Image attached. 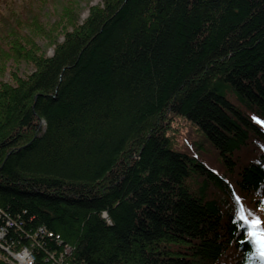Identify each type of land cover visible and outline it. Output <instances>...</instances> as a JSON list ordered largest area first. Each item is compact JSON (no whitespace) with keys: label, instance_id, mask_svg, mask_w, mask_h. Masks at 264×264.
Wrapping results in <instances>:
<instances>
[{"label":"trees","instance_id":"obj_1","mask_svg":"<svg viewBox=\"0 0 264 264\" xmlns=\"http://www.w3.org/2000/svg\"><path fill=\"white\" fill-rule=\"evenodd\" d=\"M65 15L46 56L1 13L0 77L35 69L0 80V264H263L236 197L264 220V0Z\"/></svg>","mask_w":264,"mask_h":264},{"label":"rangeland","instance_id":"obj_2","mask_svg":"<svg viewBox=\"0 0 264 264\" xmlns=\"http://www.w3.org/2000/svg\"><path fill=\"white\" fill-rule=\"evenodd\" d=\"M102 1L103 0H0V17L1 13H3L4 15H7V17L12 16L13 18V20L11 19V23L13 25L5 27L4 31L13 33V35L17 36L22 33L20 36L21 39H23L25 33L31 35V39L35 40L36 45L40 49L39 53L50 56L53 54L54 49V44L52 42L54 39L57 40V35L61 30L59 28L55 31L56 29L54 28L56 24L58 22H60L59 25H65L68 23V19L65 14L70 13V17L76 14L79 22H82L88 16L90 7L100 4ZM34 15H38V18H34H36L37 22L41 23V27H43L44 30L36 32L32 29V27H30L29 30L24 27L25 24L31 23V17ZM25 18H27L29 22L24 20ZM19 23L21 28L18 26ZM14 25L17 26V28H14ZM19 32L21 33L19 34ZM2 35L3 37H6V40L9 42L13 37V35H5L0 26V36ZM62 39L63 37L60 36L58 41H62ZM34 69L35 66L30 61L24 59L15 61L9 60L7 62V69L4 76L0 77V80L4 79L8 82H14V80H12L10 70L12 73H17L20 77H25L34 71ZM176 122L178 128H180L176 137L179 145L182 146L183 137L187 136L189 132V136H194L198 139L196 134L197 132H193V130L188 126V122L182 118L177 119ZM200 152H202V156L211 164H217L216 155H219V153L214 146L208 142L204 143L203 141ZM20 253L21 251L12 254L11 259L19 264H23L19 257Z\"/></svg>","mask_w":264,"mask_h":264},{"label":"snow or ice","instance_id":"obj_3","mask_svg":"<svg viewBox=\"0 0 264 264\" xmlns=\"http://www.w3.org/2000/svg\"><path fill=\"white\" fill-rule=\"evenodd\" d=\"M257 123L264 126V121L259 120L258 118H255ZM237 202L241 205L239 212L237 215L239 216L240 220L245 222L250 227L249 235L253 238L255 241V244L257 246V251L261 259H264V220L261 219L259 216H249L250 209H246L243 206L242 201L240 200V197H236Z\"/></svg>","mask_w":264,"mask_h":264},{"label":"built area","instance_id":"obj_4","mask_svg":"<svg viewBox=\"0 0 264 264\" xmlns=\"http://www.w3.org/2000/svg\"><path fill=\"white\" fill-rule=\"evenodd\" d=\"M19 257L23 264H33L34 263V256L27 249L22 250L21 253L19 254ZM11 261L16 264H19L13 261V259H11Z\"/></svg>","mask_w":264,"mask_h":264}]
</instances>
